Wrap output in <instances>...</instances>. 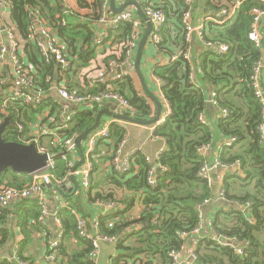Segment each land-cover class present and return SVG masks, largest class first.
<instances>
[{"label":"trees","instance_id":"obj_1","mask_svg":"<svg viewBox=\"0 0 264 264\" xmlns=\"http://www.w3.org/2000/svg\"><path fill=\"white\" fill-rule=\"evenodd\" d=\"M77 2L80 8H88V12L66 14L61 0H5L9 8V20L0 18V22L3 21L0 28L7 23L15 31L21 42L23 55L33 66L31 91L43 94L50 92L58 76L61 78L55 71L54 59L42 57L39 50L38 19L50 26L66 46L72 59V70L67 78L73 73H79L78 69L88 65L89 60L95 57L97 21L101 15L102 3L101 0ZM2 3L3 0H0V5ZM256 5H261V2L247 0L231 23L209 24L207 37L226 42L229 45L227 53L219 54L210 47L201 57L199 65L181 58L154 69L163 82L162 91L172 109L167 121L157 125L154 131L155 137L165 141L159 160L149 161L146 154L137 151L132 156L130 170L120 173L112 167L111 155L106 154L98 159L94 157L92 183L83 194L90 202L110 199L119 204L117 210L98 218L100 231L117 238L114 243L117 254L112 258L113 264H170L169 251L181 248L186 243L181 234L192 229L201 220L200 214L210 205L204 206V201L211 202L216 198L218 190V185L210 186L206 179L198 175L205 159L198 148L212 143L214 134L213 125L202 123L199 115L206 113L209 122L208 116L210 117L212 108L218 107L229 111L227 117L218 119V129L226 139L236 137L233 145L225 146L219 160L230 167L239 163L240 167L234 172L227 171V178L223 182L226 190L223 203L226 202V205L212 217L215 233L208 227L205 237L199 239L195 248L198 256L195 264H264V140L258 130L262 120V106L255 97L250 81L255 63L263 56V52L249 39L252 23L250 10ZM164 9L169 15L168 22L157 50L171 55L175 52V46L185 48L181 23L182 0H178L176 8L173 7L170 12L167 8ZM130 30V24L110 29L104 43L111 39L119 44L128 38ZM192 72L196 73V79L191 77ZM262 76L264 85V69ZM123 80H126V84L121 83ZM115 84L116 89L128 97L133 108L131 112H125L126 115L141 120L151 118L153 109L149 99L134 90L133 79L129 75ZM65 86L80 93L98 89L82 90L80 86L75 88L74 83L72 86L70 83ZM211 91L217 93L214 99L216 103L209 101ZM7 96L8 93L0 91V103ZM48 103L10 101L7 115L10 124L4 132V139L28 141L31 126ZM55 107L56 112L58 104ZM101 107L102 105L95 104L90 108L76 109L72 120L66 122V126L59 131L61 139L78 136L91 126ZM19 125L22 128H18ZM126 134V127L113 122L109 136L102 139L97 147H104L109 153L113 148L116 149ZM49 138L52 140L49 144H45L43 140L40 142L42 148L55 153L63 150L61 144L53 145V136L49 135ZM98 148L95 152L97 155ZM108 161L110 166L106 169L104 165ZM57 162L56 174L63 177L69 170L68 165L60 156L57 157ZM155 164L161 170L157 171V185L151 187L148 185L147 171ZM232 174L243 190H236L235 185L230 182L229 176ZM30 180L29 174L17 173L9 168L0 175V187H23ZM249 201L252 205L248 208L236 205ZM137 203L141 204L142 212L139 217L131 219L129 214ZM75 206L76 204H72V207L58 210L63 224L58 263L96 264L90 258L93 249L91 242L82 239L76 229ZM78 208L77 206L76 209ZM13 215H17L19 227L26 238L31 237L32 229L42 228L46 232V227L39 221L42 208L38 199L16 200L15 203L0 208V249L13 237L10 226ZM46 235L48 238L53 237L49 231ZM73 238L79 242L76 249L69 246ZM233 242L237 246H243V253L237 252ZM24 243L25 241L17 250V259L7 258L3 260V264H35L32 258L23 254Z\"/></svg>","mask_w":264,"mask_h":264},{"label":"built area","instance_id":"obj_2","mask_svg":"<svg viewBox=\"0 0 264 264\" xmlns=\"http://www.w3.org/2000/svg\"><path fill=\"white\" fill-rule=\"evenodd\" d=\"M245 1L247 0H210V5L206 7V13L203 22L199 25H196L193 22V5L195 0H182L183 12L181 16V23L184 30L183 37L185 48L184 46L181 47L178 53H173L171 57L168 58V62L165 60L164 63L169 64L181 58L191 60V55H189V51L187 49L188 46L192 44L195 37L199 38L207 49L213 47V49H215V51L219 54L227 53L229 50V45L226 42H218L214 39L208 38L207 35L209 34V25L208 27H206V25L210 24L211 22L220 25L231 23L237 17L238 11ZM259 1L261 2V5L253 6L250 10V14L252 15V23L249 31V39L254 43L256 48L263 52V56L255 63L250 81L254 89L255 97L262 106V120L259 124L258 130L262 140H264V85L262 76L264 69V0ZM3 2L5 3V0H3ZM101 3V15L97 22L100 25L104 24L106 26V30L104 35L99 34V36L96 37L95 45L99 46L104 43V39L108 35V30L117 29L123 24L131 25L128 38L121 43V49L118 53V57L109 60V68L106 71L108 74L99 75L95 82L93 81L92 85L99 87V89L95 91L80 93L76 90H69L65 85H59L58 91L64 100V104L61 108V122L58 125L50 127L48 130H45V127H40L35 137H32L28 141L24 142L35 143L40 152H47L51 155L49 157L47 166L40 171L29 174L31 180L23 187H0V208L8 206L12 202H15L19 199L36 198L38 199V204L42 208V215L40 216L39 221L46 227L45 233L49 231L50 218L52 217L55 221L56 225L58 226L57 236L50 238L51 241H49L47 244L48 248L43 257L47 264H58V260L60 258L58 247L63 233V224L59 217V212L54 214L51 213L47 202V197L45 196V193L49 189L48 185L52 184L53 186L50 188H54L55 186H60L67 180L73 179L82 189L88 190L92 183L94 157L96 155L95 152L97 150V145L102 139H105L109 136L110 125L113 123L103 119L99 125V128L90 133V135L85 139L86 150L84 153V161L74 170V167L77 164H75V161L71 159L70 154L73 153L76 148V136L62 140L59 132L66 126V122L72 120L75 113V111L71 109L72 106L88 105L93 107L95 104L103 105L106 103H112L123 114L133 110V108L130 106L128 97L117 90L116 87L109 86L108 81L113 84L128 74L127 70L125 69L126 65L130 63L135 55L139 41L146 32L147 22L145 20H141L136 14L129 10L114 13L110 7V0H101ZM141 3L146 17L152 23V30L149 34L147 42L152 48L157 50L162 41L164 27L168 22V15L161 6L153 5L151 0H141ZM71 12L72 10L70 7H67L65 13L70 14ZM37 21L40 23L38 47L42 57H46L47 59L53 58L56 62V67H58V72H60L61 78L67 79L68 73L72 70V59L66 51L65 44L61 42L57 34L53 32V29L50 26L45 24L40 19ZM63 23H65V20H63ZM5 32L7 36V43L0 44V61L4 62L5 60L9 59L13 66L14 73L12 84L13 88L11 89V92L8 93L7 98L0 103V125L9 113L8 106L10 101H24L25 103L37 104L42 101L44 96L43 93L39 91H31L33 75L32 71L23 61V56L21 54V42L18 39L17 34L9 26L6 27ZM159 64L162 65V63ZM116 67H119L121 71L115 74ZM191 77H194L193 72ZM216 96V91H211L209 99L210 103H216L214 100ZM163 98L167 104V108L164 111L162 117L157 121L158 125L166 122L172 112L169 102L164 96ZM218 109L219 119L225 118L229 115L227 108L218 107ZM199 120L202 123H211L210 121L208 122L206 113H201L199 115ZM61 123L62 125H60ZM19 128H22V126L19 125ZM41 135L53 136V145L58 146L61 144L63 150L56 153L46 151L41 147L40 144L41 139L39 137H41ZM235 141L236 137L228 138L226 139L224 145L231 146ZM125 143L126 139L124 138L120 142V145L111 153L112 167L114 170L120 173H127L130 170L131 163L133 161L132 156L135 153H123ZM198 150L205 158L203 164L200 167L198 175L206 179L210 186L218 185V195L222 200H225L226 190L223 188L224 176L222 175L219 178H216L212 175V171H223L226 170V168H230V166L222 164L219 159L216 163H212L207 159V154L212 150V143L202 145L198 148ZM162 152L163 150L157 154L155 159L147 157V160H159ZM58 156H60L61 159L67 163L69 168L67 174L63 177H58L56 174ZM233 166L239 168L240 164L236 163L231 167ZM158 167L159 166L155 164L147 171V181L148 185L151 187H155L157 185ZM207 201L209 200H205L203 204L207 203ZM251 204L252 202L249 201L247 204H245V206L249 207ZM94 206L102 209L101 215H104L117 210L119 204L110 199H98L94 201ZM99 216L94 217L88 223V220L83 215H76V229L78 234L82 239H86L91 242L93 249L90 252V258H92L96 264L101 253V242L115 243L117 240L116 236L105 235L100 231L98 226ZM208 227H210L212 231L215 232L211 222L209 223ZM203 229L204 224L202 220H200L192 229L189 231H184L181 234L182 239H184L186 243L181 248H173L169 251V257L171 260L170 264L196 263L198 256L195 252V248L198 244ZM191 237L193 238V250L189 253V257L183 258L182 251ZM233 246L236 247L238 253H243V246H237L234 242ZM111 263H113V261Z\"/></svg>","mask_w":264,"mask_h":264},{"label":"crops","instance_id":"obj_3","mask_svg":"<svg viewBox=\"0 0 264 264\" xmlns=\"http://www.w3.org/2000/svg\"><path fill=\"white\" fill-rule=\"evenodd\" d=\"M61 1L63 2L62 6L64 7L65 10L67 7H70V9L72 10L71 13H74L75 11H80L81 13L85 14L89 10L86 7L80 8L77 0H61ZM88 1L91 2V0H88ZM126 1H129V0H116V7L122 6ZM135 1L139 2L142 6L141 0H135ZM177 1L178 0H151L153 5L161 6L163 9L167 8L168 12H170L173 9V7L176 8V2ZM207 2H208V0H195V2H194V5H193V7H194L193 8V22L196 25H199L203 22V19H204L205 13H206V7H208L210 5V3L209 2L207 3ZM110 7H111V0H110ZM142 8H143V6H142ZM111 10H112V8H111ZM125 10L132 11L141 20H145L143 18V16L140 14V12L136 6H134V5L129 6ZM165 12H166V10H165ZM114 13H116V12H114ZM0 18L5 19L6 21L9 20V8H8L7 4H5V3H2L0 5ZM170 19H172V18H170ZM0 24L1 25L3 24L2 20H1ZM208 25L209 24H207L206 27H208ZM8 26L9 25L7 23H5L2 26V28H0V44L7 43V36H6L5 29ZM105 30H106V26L104 24H101V25L98 24L97 25V31H96V37L99 36V34L104 35ZM39 32H40V26L38 28V33ZM263 33H264V28H263ZM141 39H140V41H141ZM140 41H139V43H140ZM121 43L122 42H120L119 44H116L113 42V40L108 39L105 43H102L99 46L96 45L95 57H92L89 60L88 65H85V66H82L81 68H79L78 69L79 73H77V74L73 73V75L71 77H68L67 79H62L58 76L56 82H54V84L52 86L51 91L50 92L46 91L43 94L44 96L42 98L43 99L42 101H45V103L46 102H49V103L46 105V108L44 109V111L40 115L37 116L38 118L36 119L37 120L36 124H33L31 126V129L29 131L30 133H28L29 138L35 137L36 133L40 127L41 128L45 127L44 129L48 130L50 127H52L54 125H58L61 122V118H62L61 108H62V105L64 104V100L62 99V97L59 94V91H58L59 85H68L70 83L72 86V83H74L75 88L80 86V87H82V90L94 89L96 86L92 85L93 81L95 82L96 78L99 75L108 74V73H106V71L109 68L108 67L109 60L112 58L118 57V53L120 52V49H121ZM137 49H138V47L136 48V52H135L134 57L132 58L130 63L128 65H126L125 69L128 72L127 75H129L133 79L134 90L137 91L138 94L149 99V102H150L152 109H153V114L151 115L150 119H153L156 115L157 107H156L155 101L147 94L146 89L143 85L142 79H141L139 73L137 72V70L135 68V59H136V55H137ZM180 49H181V47L178 48L177 46H175L174 47V51H175L174 53H178L180 51ZM187 50L189 51V55H191V60L194 61V63H196L197 65H199L200 61H201V57H203V55L205 54V51L208 49L203 45V43L201 42V40L199 38L195 37L194 41L192 42V44H190L188 46ZM21 54L23 56L24 63L32 71L33 66L28 61V59L25 57V55H23L22 51H21ZM171 55L167 54L166 52H158V50H156L155 48H152L149 45V43L146 42V44L143 48V53H142L141 63H140V69H141V72L143 74L144 81L146 82V86L162 102L161 117L167 108V104L163 98V96H164L163 91H162L163 82L155 74L154 69L156 68V66H160L159 63H162V65H166L164 63V61L166 60L168 62V60H169L168 58L171 57ZM56 69H57V67H55L56 73L60 74V72H58V70H56ZM125 69H123V70H125ZM120 71H121L120 68L116 67L115 74L119 73ZM13 73H14L13 66H12L9 59L5 60L4 62L0 61V74L2 75V77H0V91H2L3 93H10L11 92V89L13 88V86H12V84H13ZM193 76L196 79V73L194 74V72H193ZM115 83L112 84L111 82L108 81L109 86H111V87L114 86L117 88ZM121 83L126 84V80L121 81ZM4 85H6L7 87L5 88ZM127 86H129V84H127ZM127 86H126V88H127ZM98 89H99V87H98ZM53 102H55V104ZM56 104H58V107H57V110L55 112L54 109L56 108L55 107ZM108 104H111V106H109ZM83 107L84 108H86V107L90 108L92 106L74 105V106H72L71 109L75 110V112H76V109H80ZM107 107H109V110L112 113H120L121 112L118 109L114 110L113 108L115 107V105L112 103L103 104L100 109H104ZM6 117H8V116H6ZM57 117H60V119H57ZM208 118L211 122V125H213V127H214L213 128L214 134H213V141H212V150L207 154V159L212 163H216L219 159L221 152L225 148L224 143L226 141V138L223 137L222 133L218 129L219 109L212 108L210 117L208 116ZM103 119L108 121V122H118L121 125H123L124 127H126L127 134L124 137L126 139V143H125L124 148H123V153H127V152H133L134 153L137 151H142L144 154L147 155V157H150L151 159H155L157 154L165 148V141L161 138L155 137V134H154V131H155L156 126L158 125V122H156L154 124H149V125L138 124V123H134V122H130V121L115 119L114 117H111L108 114H104ZM38 123H40V124H38ZM18 128H19V126H18ZM39 138L41 139V141L42 140L45 141V144H47V143L49 144L50 141H52V140H50L49 135H46V136L41 135V137H39ZM114 149L115 148L110 150L111 152L107 153L106 148L99 147L98 148V155L96 154L95 158L98 159V158H100L106 154H108L110 156ZM85 150H86V147H85V141H84L82 151L76 147L74 152L70 154L71 159H73L75 161V164H79L81 162L82 158L84 157ZM104 166L106 167V169H109V166H110L109 161ZM237 169L238 168L233 166L230 168H226V170H223V171L213 170L212 175L216 178H219L220 176L223 175L224 176L223 182H224L225 179L227 178V171L234 172V171H237ZM238 173H241V171H239ZM232 176H233V174L229 176V180H230V182H232L235 185V188H236L239 186V183L235 182V179ZM59 187L60 186H55L54 188L49 187L48 191L45 193V196L47 197V202H48V205L50 207L52 214L58 212V210L61 208L72 207V204L73 205L76 204V206H75L76 208L78 206L79 208L81 207L82 209H79V208L76 209L75 208L74 209L75 215H77V214L83 215L88 220V223L94 217L101 215L102 209L95 207L94 201L90 202L87 199L86 195L83 194V192L86 193V191L84 189H82L80 186L78 188L74 187V189H71L70 191H67V192L64 190H59L58 189ZM240 189L243 190L242 188H240ZM81 194H83V195H81ZM71 202H73V203L71 204ZM211 202L209 200L207 203H205L204 206H206L208 204H210V205H208L204 209V211L201 213V219H202V222L204 224V229L201 232L200 238L205 237V235L208 231L207 227H208L209 222L212 219L213 215L215 213H217L218 211H220L222 208H224L226 205V202L223 203V200L219 197L218 190L216 193V198H213ZM13 203H15V202H13ZM141 212H142V206H141V204L137 203L135 208L129 214L130 218L132 219V218L139 217ZM10 226H11L13 237L10 239V241H8V243L6 244V246L4 248L0 249V264H3V260H5L7 258L8 259H17V250L19 249L20 246H22V243L24 241H25V243L23 245V250H22L23 254L26 257L32 258L35 261V264H47L43 257L47 251V248H48L47 244L49 243V241H51V239H50L51 237L48 238L46 233L44 232V230L40 227L41 229H39V230L38 229L37 230L32 229L31 237L26 238V234H23L21 231V228L19 227L17 215H13V217L11 218ZM57 229H58V226L56 225L55 221L51 217L49 220V234L52 235L51 233H53L52 236L56 237L57 236ZM192 240H193V238L191 237L189 242L185 246L184 250L182 251V257L183 258L189 257V253L193 250ZM78 243H79L78 240L73 238L70 240L69 246L71 249H76V247L78 246ZM105 243H107V242H105ZM108 244L110 245L113 243H108ZM116 254H117V250L115 247L114 253L109 257L108 264H113V263H111L112 258ZM100 256H101V254L99 255V258H100ZM99 258H98L97 264L100 261ZM24 263L25 262H20V264H24Z\"/></svg>","mask_w":264,"mask_h":264},{"label":"water","instance_id":"obj_4","mask_svg":"<svg viewBox=\"0 0 264 264\" xmlns=\"http://www.w3.org/2000/svg\"><path fill=\"white\" fill-rule=\"evenodd\" d=\"M132 5L137 7L140 14L143 16V18L147 22V30L144 33L139 43L138 49H137V55L135 59V68L142 79V82L146 89L147 94L156 103V107H157L156 115L153 119L141 120V119H138L130 115H126V114L112 113L110 112L109 107L101 109L96 114L94 123L88 128H86L85 130H83L75 138V146L81 151H82L83 142L85 141V139L90 135V133H92L94 130L99 128V125L101 124V121L103 120L104 114H108L109 116L114 117L115 119L130 121V122H134L138 124H147V125L156 123L161 117L162 102L148 89V87L146 86V82L144 81L143 74L140 69L143 48L152 30V23L146 17L144 10L139 2L126 1L122 6L116 7V0H111V8L116 13L123 12L127 7L132 6ZM56 70H58V67ZM108 105L111 106V104H108ZM113 109L117 110V107L115 106ZM9 120L10 118L6 117L4 121L2 122V124L0 125V175L9 168H11L14 172L22 173V174H33L45 168L48 164V160L51 155L47 152H40L35 143H24L20 141H6L4 139V132L6 131V128L9 125ZM83 161H84V157L82 158L81 162L74 167V170L79 165H81ZM158 170H161V168L159 167ZM52 186H53L52 184L48 185V187H52ZM74 187L78 188L79 185L76 183L75 180L71 179V180H67L63 182L58 189L64 190L67 192V191H70L71 189H74Z\"/></svg>","mask_w":264,"mask_h":264},{"label":"rangeland","instance_id":"obj_5","mask_svg":"<svg viewBox=\"0 0 264 264\" xmlns=\"http://www.w3.org/2000/svg\"><path fill=\"white\" fill-rule=\"evenodd\" d=\"M41 123V122H40ZM40 123H38V124H40ZM34 124H36V122L34 123ZM42 124V123H41ZM243 184H245V183H243ZM236 190H241L240 189V187L238 186V187H236L235 188ZM218 193H219V191H218ZM208 202V201H207ZM245 204H247V203H245ZM245 204H242V203H238V204H236V205H238V206H241L242 208H248V207H246L245 206ZM252 205V204H251ZM250 207V206H249ZM200 217H201V214H200ZM202 220V219H201ZM210 222L212 223V219L210 220ZM209 222V223H210ZM213 224V223H212ZM214 226V225H213ZM215 233V232H214ZM114 251H115V244L113 243V244H108V243H105V242H101V256H100V261H99V263L98 264H108V261H109V257L114 253Z\"/></svg>","mask_w":264,"mask_h":264}]
</instances>
